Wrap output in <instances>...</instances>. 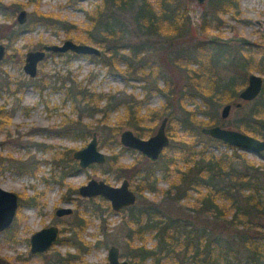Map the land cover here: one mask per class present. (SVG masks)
Returning <instances> with one entry per match:
<instances>
[{
	"label": "trees",
	"instance_id": "obj_1",
	"mask_svg": "<svg viewBox=\"0 0 264 264\" xmlns=\"http://www.w3.org/2000/svg\"><path fill=\"white\" fill-rule=\"evenodd\" d=\"M39 1L0 0V7L12 14L34 5L26 24L16 25L12 19L15 26H11L10 40L22 27L29 29L39 23L77 28L65 17L39 10ZM188 9L183 0H99L92 10L86 11L88 25L78 39L101 47V54L93 56L95 61L126 79L146 80V87L150 84L151 89L157 90L160 88L156 83L161 78L167 98L161 108L141 114L138 100L133 102L130 95L118 100L112 94L104 96L106 102L100 107V94L82 88L73 90L75 78L69 80L65 97L84 102L82 109L88 114L101 112L104 116L122 102L124 119L136 128L138 135L147 127L151 131L158 118L168 116L170 142L156 160L140 154L131 164H116V176L127 178L139 196L144 190L161 196L159 201L143 196V200L137 199L121 209L128 210L123 220L130 264H145L150 257L153 264H264V162L255 164L234 146L201 132L205 125H224L218 106L237 97L251 70L264 72V32L260 40L249 45L213 42L207 39L210 28L222 24V13H237L239 0H208L199 27L192 25ZM212 20L216 22L213 25ZM252 47L259 50V56ZM171 68H178L184 76L174 80L173 73L168 75ZM185 97L200 98L197 106H204L200 110L207 118H200L195 108H188ZM242 104L244 107H238V115L228 123L264 139V84L257 97ZM144 120L152 125L146 126ZM175 122L180 134L172 131ZM66 132L76 134L75 128ZM221 146L232 152L223 149L215 153L214 149H222ZM260 155L264 158V151ZM111 159L107 156L106 162ZM18 167L34 173L37 164ZM160 179L168 181V185L158 186ZM189 198L193 200L184 210L179 201ZM36 199V195H31L26 201L35 205ZM86 222L79 217L70 225L67 240L74 252L41 253L42 264H89L83 254L94 244L82 236ZM4 232L14 237L12 228ZM147 232H154L152 246L146 244ZM0 264L16 263L9 257H0Z\"/></svg>",
	"mask_w": 264,
	"mask_h": 264
},
{
	"label": "rangeland",
	"instance_id": "obj_2",
	"mask_svg": "<svg viewBox=\"0 0 264 264\" xmlns=\"http://www.w3.org/2000/svg\"><path fill=\"white\" fill-rule=\"evenodd\" d=\"M183 1L189 8L192 25L199 27L208 0ZM97 2L99 0H40L39 10L65 17L75 22L77 28L39 23L29 29L22 27L17 36L11 38L12 40L9 37L11 26H15V22L19 26L26 24L34 5L29 4L21 8L26 10V20L23 23L17 20L20 9L12 14L0 7V43L6 47L5 55L0 59V185L18 192L25 198L29 195H38L36 205L24 203L18 211L20 222L17 229H12L15 231L13 238L5 234L4 230L0 232V257H9L10 261L16 264H42L43 258L29 251V239L34 231L50 224L59 227V234L49 251L74 252L75 248L67 240V236L70 235L68 222L77 220L80 216L87 221L82 236L94 244L89 252L83 254L85 261L89 264H106L107 248L112 243L119 246L121 257L130 260V246L125 237L127 226L123 220L128 210H113L108 199L100 195L81 196L77 188L90 178L103 179L112 185L120 184L123 178L116 176V164L119 162L131 164L141 154L136 149L123 146L119 139L120 133L129 128L138 135L137 130L124 119L125 105L122 102L109 110L106 116L101 112L88 114L82 109L84 102H74L65 97L66 87L70 86L69 80L75 78V83L71 84L73 90L82 88L100 94V107L106 102L104 97L106 94H112L118 100L122 95L124 97L130 95L129 98L133 102L139 101V113L146 114L148 110L161 108L166 101L163 80L161 78L157 80L156 85L160 89L154 90L150 84L148 87L145 86L148 84L146 80L133 77L126 79L119 72L109 71L106 66L95 61L94 57L99 55L76 54L71 51L47 52L46 57L38 63L37 74L34 77H30L23 69L25 53L28 50L41 48L43 44L62 43L67 38L81 42L78 39L84 35V29L88 25L86 11L92 10ZM12 19L15 20L14 23ZM220 20L222 24L218 28L211 27L210 34L220 33L222 36L237 34L253 41L260 40L264 32V0H239L237 13L233 10L224 12ZM215 23L211 21V25ZM251 50L259 56L256 47H252ZM192 66L196 64L193 63ZM167 71L168 75L174 74V80L184 76L178 68ZM250 72H256L264 78V72L256 69ZM184 102L188 108L196 109L197 116L207 118L200 110L204 106H197L201 102L200 98L185 97ZM224 103L218 106L219 114ZM238 107H232L229 115L223 119V126L235 128L228 122L238 115ZM162 117L155 120L153 125L144 120L146 126L153 127L151 131H147V127L139 136L148 137L153 134ZM168 123L169 119L166 125L167 134ZM73 128L76 134L66 132ZM88 128H91L90 134H87ZM115 128H118L117 132ZM94 131L97 134L98 147L112 159L103 164L80 167L71 153L85 146ZM172 131L181 133L178 123H173ZM82 133L85 134L83 137ZM122 147L125 148L123 151ZM221 147L222 149H214L215 153H220L223 149L232 152L225 146ZM235 148L238 152L246 154L255 164L264 162L261 155ZM25 163H36L37 171L32 173L18 167ZM178 164H181V160ZM167 185L168 181L164 179L158 181L160 187L164 188ZM143 196L154 201L161 198L149 190H144ZM143 196L137 194V199L143 200ZM192 200L180 199V207L185 210ZM60 206L72 207L71 216H55L54 211ZM153 234L154 232L144 234L147 246L154 244ZM145 264H153V259L151 257L146 259Z\"/></svg>",
	"mask_w": 264,
	"mask_h": 264
},
{
	"label": "water",
	"instance_id": "obj_3",
	"mask_svg": "<svg viewBox=\"0 0 264 264\" xmlns=\"http://www.w3.org/2000/svg\"><path fill=\"white\" fill-rule=\"evenodd\" d=\"M203 2L204 0H198ZM17 20L20 23L26 20V10L20 9L17 14ZM213 42L231 43L233 41L242 44H252L253 40L244 36L231 34L222 36L217 33H211L207 37ZM264 51V45H262ZM71 51L76 54H94L100 55L101 49L90 43L76 42L72 39H64L62 43L43 44L41 48L28 50L25 53L23 69L30 77L37 74L38 63L46 57L47 52H66ZM6 47L0 43V59L5 55ZM264 78L256 72H249L246 76L245 86L239 90L237 99L225 102L221 108V118L229 115L233 106H241L244 101H251L262 90ZM168 116H163L159 121L155 132L148 137H141L135 134L131 129L126 128L120 133V142L123 146L133 148L141 152L149 160H156L162 150L168 146L170 137L166 132ZM203 134L220 139L224 143L235 146L247 152L260 155L264 151V139L251 133L241 131L237 128L213 124L202 126ZM73 157L78 159L79 165L88 166L91 163L103 164L106 161V154L98 147L97 137L94 133L85 146L73 151ZM82 196L101 195L108 199L114 210H120L135 203L136 193L130 188L128 179H122L118 185H112L103 179L90 178L86 183L78 188ZM17 195L14 191L7 190L0 185V232L5 230L10 224L17 209ZM72 208L59 207L56 210L58 215L67 214ZM264 233V226H263ZM58 227L50 225L34 231L30 237V251L35 254L49 249L57 239ZM106 264H130L129 260L121 257L120 248L117 244H110L107 248Z\"/></svg>",
	"mask_w": 264,
	"mask_h": 264
},
{
	"label": "flooded vegetation",
	"instance_id": "obj_4",
	"mask_svg": "<svg viewBox=\"0 0 264 264\" xmlns=\"http://www.w3.org/2000/svg\"><path fill=\"white\" fill-rule=\"evenodd\" d=\"M47 55V54H46ZM96 134V132L94 131V132H92V135L93 134ZM83 137V136H82ZM96 137H97V134H96ZM44 143V142H43ZM97 144H98V139H97ZM42 146H44V145H46V144H41ZM74 151V150H73ZM73 151H72V153H73ZM71 153V154H72ZM141 153V152H140ZM142 154V153H141ZM72 157H73V155H72ZM74 158V157H73ZM76 159V158H75ZM77 160V162H78V165H79V161H78V159H76ZM23 163V162H22ZM91 164H97V163H91ZM90 165V164H89ZM80 166V165H79ZM80 167H82V166H80ZM85 167H87V166H85ZM38 168V167H37ZM37 171V169L35 170V172ZM34 172V173H35ZM124 179V178H123ZM127 179V178H126ZM88 181V180H87ZM129 181V180H128ZM129 185H130V182H129ZM80 186V185H79ZM79 186H78V188H79ZM4 188V187H3ZM78 188H77V192L79 193V191H78ZM130 188H132L131 187V185H130ZM6 189V188H5ZM133 189V188H132ZM7 190H10V189H7ZM11 191H14V190H11ZM15 193H16V195H17V203H18V206H17V209H16V212H15V215H14V217H13V219H12V221H11V224L6 228V229H10V228H12V229H17V227H18V225H19V222H20V217H19V210L21 209V206L24 204V203H26V204H28V205H34V204H31V203H28V201H26V198H28L29 196H31V195H29V196H27L26 198H25V196H21L18 192H16V191H14ZM135 192V191H134ZM136 193V192H135ZM80 194V193H79ZM81 195V194H80ZM36 196H38V195H36ZM82 196V195H81ZM97 196V195H96ZM101 196V195H100ZM84 197H91V196H84ZM103 197V196H102ZM136 200H137V193H136ZM136 202V201H135ZM36 205V204H35ZM133 205V204H132ZM60 207H67V206H60ZM70 207V206H69ZM59 207H57L56 209H55V211H54V214H55V216H57V217H69V216H71V214L73 213V208H72V211L70 212V213H67V214H62V215H58L57 213H56V210L58 209ZM112 208V207H111ZM124 208H126V207H124ZM113 209V208H112ZM123 209V208H122ZM114 210V209H113ZM121 210V209H120ZM19 217V218H18ZM81 217V216H80ZM79 218V217H78ZM77 218V219H78ZM70 222V221H69ZM68 222V224H70L71 225V223L73 222H70L69 223ZM50 225H55V224H50ZM50 225H48V226H50ZM70 225H69V228H70ZM55 226H57V225H55ZM45 227H47V226H45ZM58 227V226H57ZM43 228V227H42ZM41 229V228H40ZM58 234H59V227H58ZM30 237H31V235H30ZM57 239H58V235H57ZM57 239L55 240V242L52 244V246L56 243V241H57ZM29 242H30V239H29ZM51 246V247H52ZM51 247L49 248V249H47L46 251H44V252H38V253H35V254H37V255H40L41 253H45V252H47V251H49L50 249H51ZM29 251H30V247H29ZM31 252V251H30ZM33 254V253H32ZM41 257H42V255H40Z\"/></svg>",
	"mask_w": 264,
	"mask_h": 264
}]
</instances>
